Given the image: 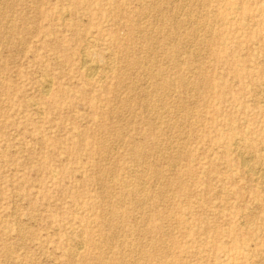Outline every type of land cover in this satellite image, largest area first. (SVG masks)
Listing matches in <instances>:
<instances>
[{
  "label": "rangeland",
  "instance_id": "obj_1",
  "mask_svg": "<svg viewBox=\"0 0 264 264\" xmlns=\"http://www.w3.org/2000/svg\"><path fill=\"white\" fill-rule=\"evenodd\" d=\"M0 24V264H264V0Z\"/></svg>",
  "mask_w": 264,
  "mask_h": 264
},
{
  "label": "bare ground",
  "instance_id": "obj_2",
  "mask_svg": "<svg viewBox=\"0 0 264 264\" xmlns=\"http://www.w3.org/2000/svg\"><path fill=\"white\" fill-rule=\"evenodd\" d=\"M12 4V3H11ZM153 8H154V6H153ZM4 11V10H3ZM68 15V14H67ZM189 16V15H188ZM1 25V24H0ZM129 35H130V33H129ZM149 38V37H148ZM147 39V38H146ZM161 43V42H160ZM85 58V57H84ZM85 60V59H84ZM86 62V61H85ZM89 62V61H88ZM85 65V64H84ZM93 66H91L90 64H87V62H86V66H87V68H88V70H89V72L88 73H90V71H91V75H93L92 74V71H94L96 68H94V65L95 64H92ZM140 66V65H139ZM87 71V70H86ZM96 72V71H95ZM52 79V78H51ZM201 80V79H200ZM202 81V80H201ZM169 82H170V80H169ZM49 83V82H48ZM45 87H47L48 86V84L47 83H45V85H44ZM164 86V85H163ZM44 87V88H45ZM193 88V87H192ZM47 89H49V88H47ZM47 89L45 88L44 90L45 91H47ZM194 89V88H193ZM44 90H42L43 91V93H44ZM47 93V92H46ZM45 93V94H46ZM140 97H142V96H140ZM163 103V102H162ZM159 104V103H158ZM236 142H237V140H236ZM180 152V151H179ZM241 159H242V157H241ZM251 159V158H250ZM246 160V159H245ZM242 162V161H241ZM246 165H250V164H246ZM247 169H249V171H251L253 174H256L255 173V170L254 169H251V166H250V168H247ZM262 170V169H261ZM257 172V171H256ZM259 172V171H258ZM264 172V171H263ZM263 174V173H262ZM262 174H260V175H262ZM261 178H263V181H264V174H263V177L261 176ZM153 188V187H152ZM106 196V195H105ZM111 196H112V194H111ZM147 202V201H146ZM249 210V209H248Z\"/></svg>",
  "mask_w": 264,
  "mask_h": 264
}]
</instances>
